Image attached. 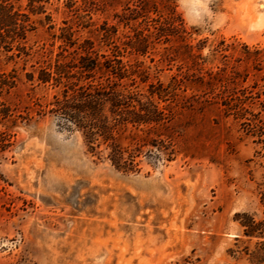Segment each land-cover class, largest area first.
Listing matches in <instances>:
<instances>
[{"label": "rangeland", "instance_id": "obj_1", "mask_svg": "<svg viewBox=\"0 0 264 264\" xmlns=\"http://www.w3.org/2000/svg\"><path fill=\"white\" fill-rule=\"evenodd\" d=\"M12 3L0 74L20 80L0 87V264H264V0H170L181 39L157 31V13L133 17L138 0ZM82 56L97 62L83 80L27 78L56 58L79 74ZM110 62L129 71L127 90L166 87L163 128L141 125L120 168L49 103L73 83H114Z\"/></svg>", "mask_w": 264, "mask_h": 264}, {"label": "trees", "instance_id": "obj_2", "mask_svg": "<svg viewBox=\"0 0 264 264\" xmlns=\"http://www.w3.org/2000/svg\"><path fill=\"white\" fill-rule=\"evenodd\" d=\"M13 0H0V24L8 25L17 23L15 15L11 12L10 7L14 6ZM162 4V6L160 5ZM162 7V8H161ZM167 8V9H166ZM133 17H150L152 13H157L163 20H160L157 31L165 36H174L178 34L181 39L183 32V25H174L172 22H165L169 14L174 16L175 8L171 7L170 0H138L136 7L131 10ZM175 17V16H174ZM137 18V19H138ZM167 21V20H166ZM25 31L21 34L20 38L24 37ZM182 34V35H181ZM0 42L13 43L7 40V37L1 35ZM19 38V37H18ZM17 39L15 38L14 42ZM139 41L141 44L148 40L142 38ZM134 50L144 52L145 49L136 47ZM80 67L82 68L79 74L72 72L69 65L56 58L51 61H46V66L34 70L27 74L29 80L37 81L40 84L58 86L65 80H83L87 71H92L96 67V60L92 57H80ZM100 63V62H99ZM99 63L97 65H99ZM102 64V63H101ZM89 68V69H87ZM108 74L115 78V82L105 87H91L85 88L77 86L73 83L67 86L66 89L58 90L49 103L53 108L66 118L69 126H74L85 134L87 145L92 151L96 150L101 145H104L103 152L106 151L107 157L113 165L120 168L126 162L125 143L135 139V135L139 134L142 129L141 125L151 127L155 132L160 130L161 115L159 106L155 102V97L163 98L165 91L164 85L161 83L157 86L158 90H152L151 93L144 95L132 90H127L122 82L128 76L129 71L123 67H117L108 63L106 65ZM104 68V70H106ZM20 80V77L14 74H7L3 72L0 74L1 88L15 87ZM109 106V111L114 115L115 121L109 123V115H104L105 105ZM10 108L0 110L1 118H7L10 115ZM5 120H3L4 122ZM158 125V126H156ZM161 128H163L161 126ZM100 138V139H99ZM99 142L96 143V140Z\"/></svg>", "mask_w": 264, "mask_h": 264}, {"label": "bare ground", "instance_id": "obj_3", "mask_svg": "<svg viewBox=\"0 0 264 264\" xmlns=\"http://www.w3.org/2000/svg\"><path fill=\"white\" fill-rule=\"evenodd\" d=\"M259 6H260V5H259ZM260 8L263 10V9H264V4H261V7H260ZM260 8H259V9H260Z\"/></svg>", "mask_w": 264, "mask_h": 264}]
</instances>
